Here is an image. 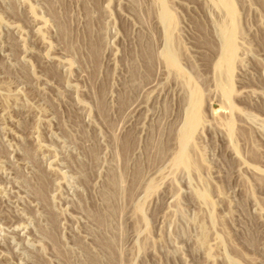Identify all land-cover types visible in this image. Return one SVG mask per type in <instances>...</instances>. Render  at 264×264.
<instances>
[{
	"label": "rangeland",
	"instance_id": "obj_1",
	"mask_svg": "<svg viewBox=\"0 0 264 264\" xmlns=\"http://www.w3.org/2000/svg\"><path fill=\"white\" fill-rule=\"evenodd\" d=\"M0 264H264V0H0Z\"/></svg>",
	"mask_w": 264,
	"mask_h": 264
},
{
	"label": "bare ground",
	"instance_id": "obj_2",
	"mask_svg": "<svg viewBox=\"0 0 264 264\" xmlns=\"http://www.w3.org/2000/svg\"><path fill=\"white\" fill-rule=\"evenodd\" d=\"M228 63V62H227ZM198 108V107H197Z\"/></svg>",
	"mask_w": 264,
	"mask_h": 264
}]
</instances>
